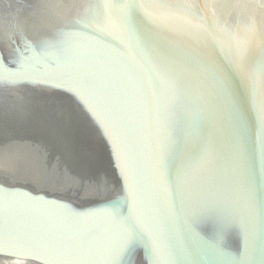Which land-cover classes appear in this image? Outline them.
I'll use <instances>...</instances> for the list:
<instances>
[{
    "label": "water",
    "instance_id": "95a60500",
    "mask_svg": "<svg viewBox=\"0 0 264 264\" xmlns=\"http://www.w3.org/2000/svg\"><path fill=\"white\" fill-rule=\"evenodd\" d=\"M5 136L0 255L264 264V0H0Z\"/></svg>",
    "mask_w": 264,
    "mask_h": 264
},
{
    "label": "flooded vegetation",
    "instance_id": "af4514ba",
    "mask_svg": "<svg viewBox=\"0 0 264 264\" xmlns=\"http://www.w3.org/2000/svg\"><path fill=\"white\" fill-rule=\"evenodd\" d=\"M4 138H0V154H4V158L0 157V175H4V174L12 175L11 170H13V165L15 163V158H16L15 153L16 152L22 153L23 150L25 149L22 146V143L27 141L20 143L21 142L20 140L13 139V137L11 136L9 137L5 136ZM46 150L48 151V149ZM1 159H3L4 162H2ZM73 177L74 175L72 174V178ZM48 183L58 184V186H63L62 184L64 183V180L49 181ZM0 262H7V264H17L18 262H23L24 264L33 263L28 259L20 258L19 260L17 257H11L10 255L8 256L0 255Z\"/></svg>",
    "mask_w": 264,
    "mask_h": 264
},
{
    "label": "snow or ice",
    "instance_id": "6c2138e0",
    "mask_svg": "<svg viewBox=\"0 0 264 264\" xmlns=\"http://www.w3.org/2000/svg\"><path fill=\"white\" fill-rule=\"evenodd\" d=\"M132 249H131V246H130V249H129V251H131Z\"/></svg>",
    "mask_w": 264,
    "mask_h": 264
}]
</instances>
